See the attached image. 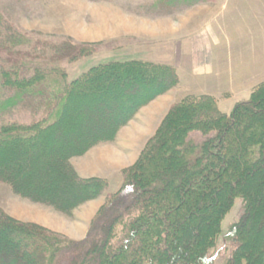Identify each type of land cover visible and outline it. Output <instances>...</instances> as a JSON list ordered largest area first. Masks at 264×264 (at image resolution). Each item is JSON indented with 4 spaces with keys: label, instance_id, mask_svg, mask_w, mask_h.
Wrapping results in <instances>:
<instances>
[{
    "label": "trees",
    "instance_id": "16d2710c",
    "mask_svg": "<svg viewBox=\"0 0 264 264\" xmlns=\"http://www.w3.org/2000/svg\"><path fill=\"white\" fill-rule=\"evenodd\" d=\"M212 1L153 0L147 11L169 16ZM2 14L0 23L14 29ZM65 46L73 58L86 51ZM180 83L176 66L146 59L100 63L69 80L62 60L0 45V183L69 217L107 196L82 240L0 206V264H212L237 197L244 212L225 234L234 243L226 264H264V81L229 114L210 94L172 104L136 163L122 170L116 192L107 178L83 177L72 162L115 141L143 107ZM24 111L29 119L11 115Z\"/></svg>",
    "mask_w": 264,
    "mask_h": 264
},
{
    "label": "rangeland",
    "instance_id": "374dc122",
    "mask_svg": "<svg viewBox=\"0 0 264 264\" xmlns=\"http://www.w3.org/2000/svg\"><path fill=\"white\" fill-rule=\"evenodd\" d=\"M225 1L224 8L219 9L215 17L206 24L201 20H191L187 24V16H200L201 10L197 8H202L203 5L199 7L195 5L196 9L193 6L194 8L187 9L189 11L184 10L169 16H156L148 14L147 11L148 4L153 0H0V12L4 14H2L3 21H10L14 28L8 31L5 29L6 26L0 23V45L38 60L51 58L62 60L63 66L68 70L69 80L79 77L92 66L112 60L146 59L183 66L180 70L184 83L172 88L166 95H161L158 103L149 109L157 117L152 125L153 129L146 133L145 139L136 150L123 147L118 142L119 133L124 126L115 141L101 143L88 151L92 149V151H106L109 148L120 155L115 157L113 153H106L119 161L113 170L109 169L102 160L94 157L88 162L87 168L105 173L107 167L109 169L107 179L109 182L112 181L108 191L116 192L122 183V170L136 163L172 104L189 94L202 95L195 94L201 91V88L192 75L190 79L187 78L185 69V64L190 63L187 59L193 51L195 39L203 35L202 28L209 29L213 26L219 32H228L235 43H238V37L242 32L246 37L241 33L240 41H243L245 46H251L264 38V0ZM215 2L217 3V0L208 3ZM66 42L84 46L86 51L80 57L67 56L70 50L66 49ZM224 47L219 46L217 52L221 54L222 51L219 50ZM89 51L92 53L87 54ZM230 66L231 59H228L226 67ZM238 85L236 83V86ZM239 94L233 91L231 95L229 91H223L221 96L227 100V103H232ZM237 103L238 101L234 103L231 111ZM11 115H16L20 119H29L30 116L27 111L13 112ZM143 123L145 124V121ZM133 124L143 126L135 122ZM193 137L198 141L204 139L200 133H194ZM80 157L72 158V162ZM99 198L104 201L103 205L107 202L106 193ZM83 205L77 207L73 216L69 217L52 206L16 195L9 185L0 183V206L14 218L25 223L40 225L72 240H82L87 236L88 230L86 232L85 228L90 229L93 219L101 209L93 216L91 222L85 225L81 223L83 216L87 215ZM243 212V200L237 197L226 212L216 245L210 251L212 264H226L234 243L228 241L225 234L240 220ZM74 225H78V228ZM62 264H68L67 258L62 260Z\"/></svg>",
    "mask_w": 264,
    "mask_h": 264
},
{
    "label": "crops",
    "instance_id": "0c3cea01",
    "mask_svg": "<svg viewBox=\"0 0 264 264\" xmlns=\"http://www.w3.org/2000/svg\"><path fill=\"white\" fill-rule=\"evenodd\" d=\"M220 3L222 4L220 5ZM225 5V0H217V3L215 2L214 4L203 3L197 5L198 7L201 6L202 8H197L196 6L195 8L193 7L194 9H200L201 11L199 14L201 15L190 16L186 14L188 15L186 20L187 24H189L191 20H201V22H204V24H206L212 17H215V14L218 13V10L224 8ZM197 12H199V10ZM201 31H203V35H200L195 39V46L192 53H190V58L192 56V61H190L189 58L187 59L188 62H190L189 65L185 64L186 76L190 79L192 75V77L197 81L196 84L200 86L201 91L196 92L195 94H210L215 96L218 100L220 109L229 114L235 102L247 99L251 95L252 89L258 83L264 81V38L258 42H255L251 46H245V43L243 41H240L242 32L238 37V43H235L228 32H219L213 26L209 27V29H205V27H203ZM242 35L243 37H246L245 34L242 33ZM242 44L244 45L242 46ZM219 46H225L224 48L219 50L222 51L221 54L217 52V48ZM224 59L226 60L224 61ZM228 59H231V66L227 68L226 64ZM176 67L181 78V84H183V76L180 70L183 66L179 64L176 65ZM227 78H229V80H227ZM236 83H238L239 85L236 86ZM212 85H214L215 87L211 88ZM223 91H229L231 95L233 94V91L239 92L240 94L238 95V97H236V99L234 98L235 101H233L232 103H227V100L221 96V93H223ZM244 94H246V96H244ZM161 97L153 101L151 105L149 104L143 107L139 111L135 119L120 131V135L117 140L121 145H123V147L136 150L140 146L142 140L145 139L144 137L146 136V133L153 129L152 125L155 121V117L157 116L155 114H152L149 109L153 105L158 103V100H160ZM148 110L149 112L147 114ZM144 121L147 126H150L147 127L143 123ZM134 122L137 124H142L143 126H135L133 124ZM92 150L86 153L84 156H81L79 159L75 158L76 160H73L74 165L78 169L79 173L84 177L102 176L109 178V173L107 171L109 169L113 170L116 165L119 164V161H116L117 159H113L106 153H113L115 157L120 155L109 148L106 151ZM93 157L102 160L103 163H105L109 167V169L106 167L105 173L87 169L89 164L88 162ZM121 157L124 156L121 155ZM111 182L112 181H110V184ZM103 203L104 201L102 200V198H97L83 205L82 207H84L83 209L87 212V215L83 216L84 221L82 220L81 223H85L86 225L91 222L93 216L101 208ZM75 227L78 228V225H76ZM85 230L87 232L88 228L86 227Z\"/></svg>",
    "mask_w": 264,
    "mask_h": 264
},
{
    "label": "bare ground",
    "instance_id": "6f19581e",
    "mask_svg": "<svg viewBox=\"0 0 264 264\" xmlns=\"http://www.w3.org/2000/svg\"><path fill=\"white\" fill-rule=\"evenodd\" d=\"M159 97H161V96H159ZM159 97H158V98H159ZM158 98H156V99H158ZM156 99H155V100H156ZM155 100H153V101H155ZM153 101H152V102H153ZM152 102H151V103H152ZM151 103H149V104L151 105ZM149 104H148V105H149ZM129 124H130V123H129ZM129 124H128V125H129ZM88 231H89V229H88Z\"/></svg>",
    "mask_w": 264,
    "mask_h": 264
}]
</instances>
